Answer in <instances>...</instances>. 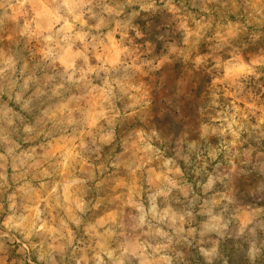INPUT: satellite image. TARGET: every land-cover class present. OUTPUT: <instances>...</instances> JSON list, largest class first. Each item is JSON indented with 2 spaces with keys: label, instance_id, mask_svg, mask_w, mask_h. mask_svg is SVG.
I'll use <instances>...</instances> for the list:
<instances>
[{
  "label": "rangeland",
  "instance_id": "374dc122",
  "mask_svg": "<svg viewBox=\"0 0 264 264\" xmlns=\"http://www.w3.org/2000/svg\"><path fill=\"white\" fill-rule=\"evenodd\" d=\"M0 264H264V0H0Z\"/></svg>",
  "mask_w": 264,
  "mask_h": 264
}]
</instances>
